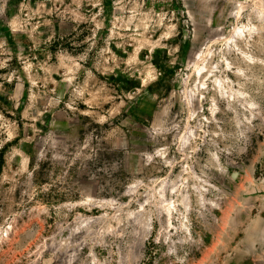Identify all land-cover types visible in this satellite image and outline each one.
<instances>
[{
	"label": "rangeland",
	"instance_id": "374dc122",
	"mask_svg": "<svg viewBox=\"0 0 264 264\" xmlns=\"http://www.w3.org/2000/svg\"><path fill=\"white\" fill-rule=\"evenodd\" d=\"M0 264H264V0H0Z\"/></svg>",
	"mask_w": 264,
	"mask_h": 264
},
{
	"label": "trees",
	"instance_id": "16d2710c",
	"mask_svg": "<svg viewBox=\"0 0 264 264\" xmlns=\"http://www.w3.org/2000/svg\"><path fill=\"white\" fill-rule=\"evenodd\" d=\"M1 168H2V167H1V165H0V174H1Z\"/></svg>",
	"mask_w": 264,
	"mask_h": 264
}]
</instances>
